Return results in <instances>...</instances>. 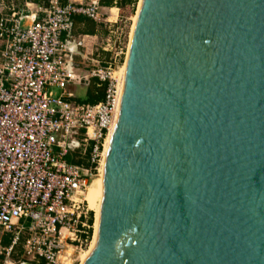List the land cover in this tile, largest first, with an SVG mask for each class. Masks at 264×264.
Returning <instances> with one entry per match:
<instances>
[{"label":"water","instance_id":"95a60500","mask_svg":"<svg viewBox=\"0 0 264 264\" xmlns=\"http://www.w3.org/2000/svg\"><path fill=\"white\" fill-rule=\"evenodd\" d=\"M107 146L81 264H264V0H139Z\"/></svg>","mask_w":264,"mask_h":264},{"label":"built area","instance_id":"2783aa9c","mask_svg":"<svg viewBox=\"0 0 264 264\" xmlns=\"http://www.w3.org/2000/svg\"><path fill=\"white\" fill-rule=\"evenodd\" d=\"M49 3L39 17H0V255L18 250L17 263L59 264L68 248H89L85 193L115 121L125 57L117 47L88 72L104 87L100 101L71 100L67 86L77 76L62 36L72 17L100 21V12L95 3ZM75 147L86 168L69 160Z\"/></svg>","mask_w":264,"mask_h":264},{"label":"rangeland","instance_id":"374dc122","mask_svg":"<svg viewBox=\"0 0 264 264\" xmlns=\"http://www.w3.org/2000/svg\"><path fill=\"white\" fill-rule=\"evenodd\" d=\"M51 0H0V17H7V15H10L12 13L15 14H26V12L30 13V11H34L37 9H43L47 7ZM103 1V0H102ZM102 1L100 0L98 5H103ZM111 6H108V21H101L104 20L102 17V14L100 12V21H94V24L97 23L103 24L102 32L99 38V43L97 45V50L95 52V57L97 58V61L100 64H106L107 62L112 60L114 49L117 47L123 48V52H126L127 49V43H128V37L130 32L131 23L133 20V16L135 15V11L137 8L138 0H128V3L125 4L124 13L123 15H120L119 13V6L121 0H113ZM58 3H61V0H57ZM116 9L118 12L117 19L113 22L110 21L115 17ZM95 27V25H94ZM125 56V55H124ZM121 68V67H120ZM101 87L100 84L95 82V80L90 81V84L88 86L86 93H81L82 89H78L76 91V94H80L81 96L78 97V99H84L88 97L90 94H95L97 90H99ZM98 174V171L95 172V176ZM95 176L93 178H95ZM92 178V180H93ZM91 211L90 215L91 218L89 219L90 224H93L94 220V211L89 209ZM91 233V229H90ZM93 233V232H92ZM86 249L85 251H87ZM69 254H65L63 256H66V261L64 264H79L81 261V258L83 256V252H78L74 249H72ZM20 260V253L18 250L11 253L8 256L0 255V264H17V262ZM38 264V263H36Z\"/></svg>","mask_w":264,"mask_h":264},{"label":"crops","instance_id":"0c3cea01","mask_svg":"<svg viewBox=\"0 0 264 264\" xmlns=\"http://www.w3.org/2000/svg\"><path fill=\"white\" fill-rule=\"evenodd\" d=\"M100 0H61L60 4H66V3H99ZM98 6V4H97ZM108 6L101 5L98 7V10L102 14V18L104 20L101 21H108L106 17H108ZM42 9H37L34 11H30V13L26 12L27 15L29 14H36V16L42 15ZM115 17L110 21H115L118 17V12L116 9ZM71 27L68 33L63 34L62 40L64 41L65 48L67 53L69 54V63L71 65V69L74 72V74L77 76V80L71 82L67 86V92L71 94V100L73 99L76 102H84L88 97L84 99H78L79 96H81V93H86L88 86L90 84V81H93L94 79H86L88 72L100 64L97 61V58L95 57V52L97 50V45L99 43V38L102 32L103 24L97 25V23L94 24V21L85 18L84 16H74L71 18ZM95 25V27H94ZM78 89H82V92L80 94H76V91ZM78 136L76 137V139ZM76 145V144H75ZM74 145V146H75ZM82 147H75L74 152H77L75 154H71L72 156L69 157V160L71 162L80 163L83 165V167L86 168L87 166V156L86 154H82ZM79 154V155H78ZM65 253V252H64ZM64 254H62L63 256ZM66 258V257H65ZM40 262V261H39ZM38 262V263H39ZM36 264V263H35Z\"/></svg>","mask_w":264,"mask_h":264},{"label":"bare ground","instance_id":"6f19581e","mask_svg":"<svg viewBox=\"0 0 264 264\" xmlns=\"http://www.w3.org/2000/svg\"><path fill=\"white\" fill-rule=\"evenodd\" d=\"M113 2L115 3V1H113ZM138 4H139V0H138V3H137V8H136V11H135V15L133 16V20H132V23H131L129 37H128V43H129L130 34H131L132 26H133V23H134V19H135V16H136V12H137V9H138ZM98 7H99V5H98ZM128 43H127V48H128ZM126 52H127V49H126ZM126 52H125V57H126ZM125 57H124L123 64L121 65V68L118 70V75H119L120 80L122 78V72H123ZM119 88H120V85H119ZM112 128H113V126L110 128L109 134H108V136H107V138L105 140V144L103 145L104 146L103 159L101 160V164H100V167H99L98 174L95 176V178H93V180L89 184V186H88V188L86 190V193H85V200L87 202V206H88L89 209L94 211L93 233H92V239H91L89 248H88L87 251H83V256H82L81 261H80L79 264H81L82 260L84 259V257L88 253L89 249L91 248V245H92V242H93V239H94V235H95V232H96L97 224H98V214H99V210L98 209H99V206H100V190H101L103 162H104V158H105V155H106V152H107V148H108L107 145L109 144ZM70 251H71V249L68 248L65 251V254L66 253L69 254L68 252H70ZM65 257L66 256H62L61 255L60 260H59V264H64L65 263V261H66Z\"/></svg>","mask_w":264,"mask_h":264},{"label":"trees","instance_id":"16d2710c","mask_svg":"<svg viewBox=\"0 0 264 264\" xmlns=\"http://www.w3.org/2000/svg\"><path fill=\"white\" fill-rule=\"evenodd\" d=\"M102 1V0H101ZM113 0H103L102 3L104 6H111L112 5ZM128 3V0H121L120 2V6H119V13L120 15H123L124 13V8H125V4ZM103 93H104V87L101 85L100 89L96 91V93L90 94L88 96V98L86 100H84V102L93 104L96 103L98 101H100L103 98ZM38 264H43L42 261H40Z\"/></svg>","mask_w":264,"mask_h":264}]
</instances>
